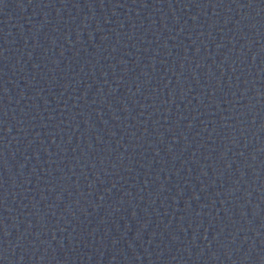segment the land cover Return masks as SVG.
Here are the masks:
<instances>
[{
    "label": "water",
    "instance_id": "water-1",
    "mask_svg": "<svg viewBox=\"0 0 264 264\" xmlns=\"http://www.w3.org/2000/svg\"><path fill=\"white\" fill-rule=\"evenodd\" d=\"M0 264H264V0H0Z\"/></svg>",
    "mask_w": 264,
    "mask_h": 264
}]
</instances>
